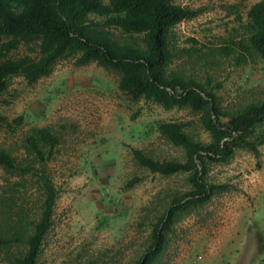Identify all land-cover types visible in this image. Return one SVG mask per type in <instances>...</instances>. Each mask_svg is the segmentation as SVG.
Masks as SVG:
<instances>
[{
	"label": "rangeland",
	"instance_id": "obj_1",
	"mask_svg": "<svg viewBox=\"0 0 264 264\" xmlns=\"http://www.w3.org/2000/svg\"><path fill=\"white\" fill-rule=\"evenodd\" d=\"M252 1L174 0L202 11L172 27L177 55L169 70L192 76L228 112L264 98L262 59L236 62L216 51L238 26L237 16L246 20ZM26 52L20 44L13 53ZM119 80V73L96 62L76 65L73 57L58 61L34 84L20 75L8 80L0 94V148L28 171L0 165V232L20 228L25 234L20 242L0 246V264H13L14 256L26 252L32 223L40 216L43 178L51 180L57 196L36 264H139L154 225L174 197L190 189L188 173H152L135 161L132 149L158 160L183 161V149L163 138L158 124L183 122L194 139L208 142L199 115L151 100L133 101ZM45 126L59 143L40 159L27 149L25 138L32 128ZM259 150L258 158L236 150L228 161L209 165L206 180L224 189L203 204L175 212L152 264L231 263L232 244L247 235L242 225L250 219V194L264 191V145Z\"/></svg>",
	"mask_w": 264,
	"mask_h": 264
},
{
	"label": "trees",
	"instance_id": "obj_2",
	"mask_svg": "<svg viewBox=\"0 0 264 264\" xmlns=\"http://www.w3.org/2000/svg\"><path fill=\"white\" fill-rule=\"evenodd\" d=\"M201 11L174 0H0V94L12 76L20 75L28 84H34L48 76L58 61L73 57L76 65L96 62L119 73V88L133 101L151 100L165 109L187 108L199 115L208 142L194 139L183 122L158 124L161 136L183 149V161L158 160L132 149L140 166L163 176L188 173L190 184L189 190L174 197L171 207L154 225L152 243L139 264L155 261L175 212L203 204L224 189V185L206 180L210 164L228 161L236 150L258 158L259 147L264 145V98L228 112L219 104L218 96L192 76L169 70L177 55L171 47L172 27ZM237 21L238 26L223 37L216 51L232 55L236 62L256 58L264 61V0L248 7L245 21L240 16ZM20 44L29 52L15 55ZM25 141L27 149L43 159L47 153L52 154L59 136L50 126L34 127ZM0 165L7 171L18 168L15 159L2 148ZM19 170L25 173L28 168ZM137 180H129L128 185ZM41 189L40 216L32 223L26 252L14 256L13 264L37 263L57 196L47 178L42 179ZM24 237L20 228L0 232V246L20 242Z\"/></svg>",
	"mask_w": 264,
	"mask_h": 264
},
{
	"label": "crops",
	"instance_id": "obj_3",
	"mask_svg": "<svg viewBox=\"0 0 264 264\" xmlns=\"http://www.w3.org/2000/svg\"><path fill=\"white\" fill-rule=\"evenodd\" d=\"M259 0H253L254 3ZM254 199L246 211L250 219L242 225V230L247 231L232 244L234 249L230 264H264V191L263 193L250 194ZM251 205V206H250Z\"/></svg>",
	"mask_w": 264,
	"mask_h": 264
}]
</instances>
